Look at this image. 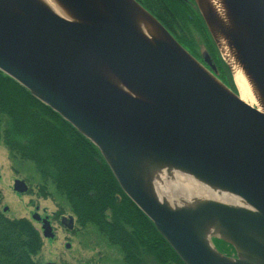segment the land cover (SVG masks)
Wrapping results in <instances>:
<instances>
[{"label":"water","instance_id":"obj_1","mask_svg":"<svg viewBox=\"0 0 264 264\" xmlns=\"http://www.w3.org/2000/svg\"><path fill=\"white\" fill-rule=\"evenodd\" d=\"M56 1L69 18L40 0H0V70L98 148L185 264H264V111L240 98L212 31L228 39L264 108V0H222L229 25L210 0H194L236 92L136 0ZM140 18L156 36L137 28ZM175 172L234 201L171 204L177 195L163 187L178 186ZM13 189L28 186L16 179ZM32 218L54 236L47 216ZM60 222L73 228L72 216Z\"/></svg>","mask_w":264,"mask_h":264},{"label":"trees","instance_id":"obj_2","mask_svg":"<svg viewBox=\"0 0 264 264\" xmlns=\"http://www.w3.org/2000/svg\"><path fill=\"white\" fill-rule=\"evenodd\" d=\"M195 58L234 92L231 72L194 0H136ZM203 43L199 50L194 35ZM0 142L30 161L43 187L51 183L81 226L94 225L119 248L124 264H185L151 220L123 192L98 148L28 89L0 70ZM1 194V191H0ZM231 255L228 243L214 239ZM42 234L24 217L0 210V264H40Z\"/></svg>","mask_w":264,"mask_h":264},{"label":"rangeland","instance_id":"obj_3","mask_svg":"<svg viewBox=\"0 0 264 264\" xmlns=\"http://www.w3.org/2000/svg\"><path fill=\"white\" fill-rule=\"evenodd\" d=\"M194 38L198 42L199 50L203 51L200 36L195 34ZM198 61L203 64L200 60ZM203 65L206 67L205 64ZM247 103L256 106V103L251 100H247ZM16 179L25 181L28 186L26 192L14 191L13 182ZM41 183L42 179L34 165L30 161L10 155L4 144L0 142V210L9 218H27L41 233L40 222L32 218V213L38 212L41 217H48L54 232L52 238L42 236V249L37 256L40 264L45 262L124 264L117 246L110 244L94 225L81 226L78 224L66 199L55 190L51 183H47L43 189L39 187ZM181 187L182 184H180V189ZM172 193L177 196L168 198L169 202L179 205L180 201L177 197H183L184 194L180 195L174 190ZM4 207H7V210L4 211ZM62 216H72L74 220L72 229L69 230L61 224ZM67 243L69 247H66Z\"/></svg>","mask_w":264,"mask_h":264},{"label":"bare ground","instance_id":"obj_4","mask_svg":"<svg viewBox=\"0 0 264 264\" xmlns=\"http://www.w3.org/2000/svg\"><path fill=\"white\" fill-rule=\"evenodd\" d=\"M40 1H42L49 9L60 14L61 16H64L66 18L70 17L68 13L64 10V8L56 0ZM210 3L213 5L214 9L216 10L220 18H222V20L225 22V24L229 25L230 21L226 9L223 6L222 0H210ZM136 25L137 28L148 37L157 35V31L154 30L143 18L138 19L136 21ZM212 31L214 36L216 37L218 46L224 58L228 61L231 67L233 78L239 91L240 98L246 102L247 100L255 102L257 104L258 109L264 111L260 94L257 88L255 87L253 81L237 59L234 48L229 44L228 39L224 36V34L220 32H215L213 28ZM172 174L175 175V180L177 181L179 187L176 186L175 188H171V185H169L166 190L165 187H163L164 191L168 193V196L170 194L172 196V191L174 190L180 195L184 194L183 197L188 198L185 201H188L190 204L194 201H197L198 199H217L226 202L234 201L232 197L210 189L209 187L203 184L196 183L189 177H186L176 172ZM160 175H162V172L160 173ZM180 184H182L181 189Z\"/></svg>","mask_w":264,"mask_h":264},{"label":"flooded vegetation","instance_id":"obj_5","mask_svg":"<svg viewBox=\"0 0 264 264\" xmlns=\"http://www.w3.org/2000/svg\"><path fill=\"white\" fill-rule=\"evenodd\" d=\"M199 60V59H198ZM202 62V61H201ZM203 63V62H202ZM203 64H205V63H203ZM207 67V66H206Z\"/></svg>","mask_w":264,"mask_h":264}]
</instances>
